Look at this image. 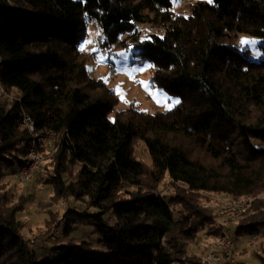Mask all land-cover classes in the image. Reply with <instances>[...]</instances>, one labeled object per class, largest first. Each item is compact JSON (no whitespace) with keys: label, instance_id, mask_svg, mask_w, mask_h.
<instances>
[{"label":"trees","instance_id":"trees-1","mask_svg":"<svg viewBox=\"0 0 264 264\" xmlns=\"http://www.w3.org/2000/svg\"><path fill=\"white\" fill-rule=\"evenodd\" d=\"M92 21L108 48L133 50L149 82L179 101L155 114L116 110L114 90L87 70L94 50H81ZM238 34L264 40V0L197 1L187 15L173 0H0V176L24 165L26 114L56 137L40 174L52 193L43 235L56 241L61 225L63 237L89 225L107 252L70 239L39 260L23 233L25 198L10 201L0 185V264H206L189 256L200 229L219 234L201 193L252 196L232 238L264 237V60L225 43ZM166 179L182 186L175 197L159 192ZM256 258L264 264V250Z\"/></svg>","mask_w":264,"mask_h":264},{"label":"rangeland","instance_id":"rangeland-1","mask_svg":"<svg viewBox=\"0 0 264 264\" xmlns=\"http://www.w3.org/2000/svg\"><path fill=\"white\" fill-rule=\"evenodd\" d=\"M197 1L207 0H173L174 13L187 15L190 6ZM94 25V21L89 23L87 37L81 44V50L86 55L94 50L91 42L96 32ZM225 43L239 52L247 51L249 59L252 61L258 62L264 60V40L262 38L238 34L231 39H226ZM117 53V57L111 58V61L114 63L111 66L107 62H103V60L97 65L89 60L87 62V70L90 75L102 80L109 88L114 90L115 95L119 98L116 110L124 109L128 105H134L136 109L155 114L158 112H166L179 101V97L171 96L163 88L149 82L150 72L148 64L144 66L131 64L136 59L133 56V50L129 52L118 51ZM106 58L108 59V56ZM50 143L51 146H54L55 141L51 140ZM32 146L31 141L27 154L23 157L24 163H26V172L20 173L23 168H19L15 164L9 170H5L0 176V185H4L6 188L10 201L15 202L21 197L25 198V208L20 214V219L26 224L23 233L33 243L32 249L35 251L37 258L42 261H47V257L50 255V248L53 245L57 242H67L70 239L76 243H88L92 248V254L95 256L105 255L107 252L100 245V237L97 231L89 225L73 226L66 237L62 236L63 225H61L57 229L56 241L53 239L48 240L43 235V221L47 217V208H42V206L49 200L52 193L41 182L40 174L43 172L47 173L45 168L51 167L53 149H49L47 146L44 147V144L39 143L35 147L34 153L30 154V148ZM134 155L137 159L144 161L148 165L150 164L149 155L142 143L135 142ZM28 160L30 161L29 164H27ZM181 188V185H175L166 179L159 185L158 190L162 195L175 197ZM201 196L204 199L202 207L213 210L216 214V219L219 218L217 212L218 205L222 201L231 198L229 196L227 198L226 195L213 193H201ZM66 205L62 202L59 210L63 211ZM74 206L76 208L79 207L78 204ZM237 222L239 221H233L230 224V233L232 236ZM256 237L254 240L248 236H234V245L230 257L222 260L219 264H258L256 255L261 254L264 250V237ZM41 240L44 241L41 242ZM214 240L215 238L208 236L205 230L200 229L198 231V241L189 248V256L194 255L203 262L205 247ZM40 242L42 243L41 247L38 246Z\"/></svg>","mask_w":264,"mask_h":264},{"label":"built area","instance_id":"built-area-1","mask_svg":"<svg viewBox=\"0 0 264 264\" xmlns=\"http://www.w3.org/2000/svg\"><path fill=\"white\" fill-rule=\"evenodd\" d=\"M96 36L92 40L94 46V53L89 55V61L93 64H99L101 60L107 59L106 57L111 55L112 57H117L113 48H108L104 41L106 40V35L101 30L99 24L95 22ZM136 29L139 31H144L145 33H152L153 30L148 26L143 24H136ZM124 35L121 36L123 39ZM129 49V48H128ZM105 57V59H104ZM0 60V64H1ZM131 64H137L138 66H144L146 62L143 59L136 58ZM0 94H5L3 85L0 83ZM20 128L26 129L32 138V147L30 148V154L34 153L35 147L41 143L44 144V147L47 146L49 149L54 150V146H51L50 141H55V135L50 132H38L35 129L34 123L28 115H23L22 120L19 124ZM30 161H27L29 164ZM23 168L20 173L26 172V163L21 167ZM228 198V196H227ZM254 198L252 196H241L237 198H228L225 201H222L218 205V216L219 218L215 220L214 228L218 230L219 234L208 246L205 247L203 262L206 264H219L222 260L228 259L231 255L234 241L230 233V224L233 221L243 220L248 211L250 210ZM252 239H255V236H252Z\"/></svg>","mask_w":264,"mask_h":264},{"label":"crops","instance_id":"crops-1","mask_svg":"<svg viewBox=\"0 0 264 264\" xmlns=\"http://www.w3.org/2000/svg\"><path fill=\"white\" fill-rule=\"evenodd\" d=\"M96 36V32H95V35H94V37ZM94 39V38H93ZM92 39V40H93ZM92 42V41H91ZM93 45V44H92ZM111 58H113L112 56H109L108 57V59H107V61H110L111 63H113L112 61H111ZM113 65H114V63H113ZM103 66V65H102ZM104 66H107V65H104ZM94 77V76H93ZM95 78V77H94Z\"/></svg>","mask_w":264,"mask_h":264},{"label":"snow or ice","instance_id":"snow-or-ice-1","mask_svg":"<svg viewBox=\"0 0 264 264\" xmlns=\"http://www.w3.org/2000/svg\"><path fill=\"white\" fill-rule=\"evenodd\" d=\"M245 43H247V42H245Z\"/></svg>","mask_w":264,"mask_h":264}]
</instances>
